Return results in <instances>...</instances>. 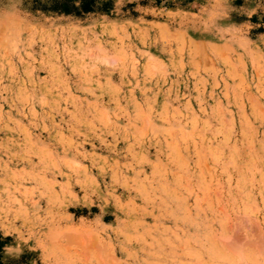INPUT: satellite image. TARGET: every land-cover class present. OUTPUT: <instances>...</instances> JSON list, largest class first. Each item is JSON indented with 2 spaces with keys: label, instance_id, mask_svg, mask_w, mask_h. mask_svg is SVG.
Returning a JSON list of instances; mask_svg holds the SVG:
<instances>
[{
  "label": "rangeland",
  "instance_id": "1",
  "mask_svg": "<svg viewBox=\"0 0 264 264\" xmlns=\"http://www.w3.org/2000/svg\"><path fill=\"white\" fill-rule=\"evenodd\" d=\"M0 264H264V0H0Z\"/></svg>",
  "mask_w": 264,
  "mask_h": 264
},
{
  "label": "trees",
  "instance_id": "2",
  "mask_svg": "<svg viewBox=\"0 0 264 264\" xmlns=\"http://www.w3.org/2000/svg\"><path fill=\"white\" fill-rule=\"evenodd\" d=\"M86 10H90V8H89V6H88V5L86 6Z\"/></svg>",
  "mask_w": 264,
  "mask_h": 264
},
{
  "label": "clouds",
  "instance_id": "3",
  "mask_svg": "<svg viewBox=\"0 0 264 264\" xmlns=\"http://www.w3.org/2000/svg\"><path fill=\"white\" fill-rule=\"evenodd\" d=\"M8 246H6L5 251H7Z\"/></svg>",
  "mask_w": 264,
  "mask_h": 264
}]
</instances>
